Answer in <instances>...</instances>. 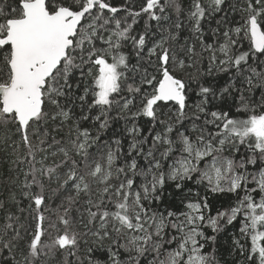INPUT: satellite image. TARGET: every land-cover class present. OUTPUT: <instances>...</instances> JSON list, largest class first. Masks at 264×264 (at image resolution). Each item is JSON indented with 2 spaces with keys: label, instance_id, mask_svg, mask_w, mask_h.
I'll list each match as a JSON object with an SVG mask.
<instances>
[{
  "label": "snow or ice",
  "instance_id": "obj_1",
  "mask_svg": "<svg viewBox=\"0 0 264 264\" xmlns=\"http://www.w3.org/2000/svg\"><path fill=\"white\" fill-rule=\"evenodd\" d=\"M0 264H264V0H0Z\"/></svg>",
  "mask_w": 264,
  "mask_h": 264
}]
</instances>
